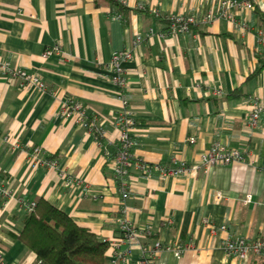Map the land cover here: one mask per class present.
<instances>
[{"label": "crops", "instance_id": "obj_1", "mask_svg": "<svg viewBox=\"0 0 264 264\" xmlns=\"http://www.w3.org/2000/svg\"><path fill=\"white\" fill-rule=\"evenodd\" d=\"M118 1L121 6L0 0V57L47 86L44 92L18 88L0 70V185L9 191L0 197V264H41L15 238L23 201L37 196L109 243L119 237L122 216L145 230L117 264H141L155 242L153 264H264V251L241 259L222 248L226 238L264 237V113L256 130L245 129L254 101L264 106V42L257 35L262 31L264 39V0L242 14L247 29L218 18L175 35L167 34L169 13L198 15L219 0ZM127 49L133 56L122 62L121 88L107 65L113 53ZM66 97L78 100L105 134L97 138L63 116ZM125 109L134 118L136 159L192 166L216 143L236 147L243 159L178 175L131 170L117 178L111 162ZM49 157L77 182L64 186ZM175 247L183 249L179 256ZM111 251L108 246V262Z\"/></svg>", "mask_w": 264, "mask_h": 264}, {"label": "built area", "instance_id": "obj_2", "mask_svg": "<svg viewBox=\"0 0 264 264\" xmlns=\"http://www.w3.org/2000/svg\"><path fill=\"white\" fill-rule=\"evenodd\" d=\"M120 1L125 3V0ZM257 1L258 0H219L215 6L210 7L207 11L199 13L198 15L194 13L184 14L181 12L169 13L166 16V20L169 23L167 34L175 35L177 33H186L198 23H210L218 18L233 21L239 24L241 28L247 29L248 20L246 17L242 19L241 16L246 11H252ZM153 12H155V10H153ZM118 17H120V15H118ZM257 35L259 36V41L264 42V39L261 37L262 31L257 30ZM140 40V36L135 38L136 43ZM47 53H50V51ZM132 56L133 51L131 49L116 51L108 62L107 66L111 73V80L121 88L125 86V74L122 68V62L130 59ZM0 70L11 79L17 80L18 88L35 87L40 92L47 90L45 82L37 74L30 73L26 69L20 67H12L8 61L3 60L1 57ZM215 93L220 95L219 90H216ZM60 112L63 116L73 117L75 121L85 127L87 131L95 132L97 138L105 134L103 129L95 124V118H89L86 115L83 105L72 97L63 99ZM263 113L264 106L260 102L254 101L245 124V129L250 132L256 130L259 119ZM133 124L134 118L131 110H123L118 124V135L116 138L117 152L111 162L113 175L120 179H125L130 174L131 170L143 175H150L153 173L159 176L178 175L194 168H208L218 164H230L243 159L242 152L236 147H229L221 143H216L208 151L202 152L198 163L192 166L186 164L184 161H174L172 166L148 163L136 159L133 156L132 148L135 142L130 133ZM189 141L194 142V138L190 137ZM34 151L35 153H39V148L34 149ZM45 161L50 168L57 170V176L64 186H71L77 182L72 175L59 168V160L57 158L49 157ZM8 193V189L0 185V197L3 198ZM122 197H128L127 189L125 188L123 189ZM250 200V195H247L245 197V202H250ZM124 211L125 207L122 208V212ZM221 228L226 229V226L222 225ZM119 233V237L109 243V247H111L112 250L109 264H117L118 261L125 262L134 244L139 241V238L148 234L145 230L136 228L124 216L119 218ZM159 247V242H155L153 251L149 252L148 258L143 257L140 263L153 264V255ZM222 248L229 257L235 256L246 259L251 253L260 254L264 251V237L253 240H247L244 237L226 238L222 243ZM142 249L145 251L144 247H142ZM174 251L175 255L179 256L183 249L175 247Z\"/></svg>", "mask_w": 264, "mask_h": 264}, {"label": "trees", "instance_id": "obj_3", "mask_svg": "<svg viewBox=\"0 0 264 264\" xmlns=\"http://www.w3.org/2000/svg\"><path fill=\"white\" fill-rule=\"evenodd\" d=\"M111 1L121 6L118 0ZM259 60L261 68L264 59ZM23 203L22 229L15 238L34 252L41 264H109L105 258L108 241L78 225L43 197Z\"/></svg>", "mask_w": 264, "mask_h": 264}]
</instances>
